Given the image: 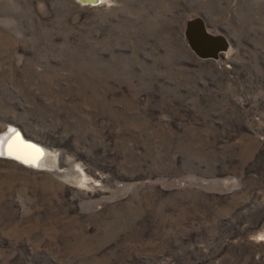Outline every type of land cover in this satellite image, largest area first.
I'll return each instance as SVG.
<instances>
[{"label":"rangeland","instance_id":"1","mask_svg":"<svg viewBox=\"0 0 264 264\" xmlns=\"http://www.w3.org/2000/svg\"><path fill=\"white\" fill-rule=\"evenodd\" d=\"M11 127L0 264H264V0H0Z\"/></svg>","mask_w":264,"mask_h":264},{"label":"bare ground","instance_id":"2","mask_svg":"<svg viewBox=\"0 0 264 264\" xmlns=\"http://www.w3.org/2000/svg\"><path fill=\"white\" fill-rule=\"evenodd\" d=\"M82 1L86 3L92 2L95 4L96 2H98V0H82ZM10 144H11V148H9ZM0 157H7L13 160L16 159L17 161L19 160L21 162L29 164L33 168H44V169L45 168L48 169L49 166L47 163L49 160H51L46 150L35 144H31L30 142L25 141V139L21 136L19 131L13 127H11L9 130L5 131L0 135ZM54 160L56 161V156L54 157ZM68 170L69 172H62V176L69 177L79 173L77 167L74 166L69 167Z\"/></svg>","mask_w":264,"mask_h":264},{"label":"snow or ice","instance_id":"3","mask_svg":"<svg viewBox=\"0 0 264 264\" xmlns=\"http://www.w3.org/2000/svg\"><path fill=\"white\" fill-rule=\"evenodd\" d=\"M9 148H11V144L9 145Z\"/></svg>","mask_w":264,"mask_h":264},{"label":"water","instance_id":"4","mask_svg":"<svg viewBox=\"0 0 264 264\" xmlns=\"http://www.w3.org/2000/svg\"><path fill=\"white\" fill-rule=\"evenodd\" d=\"M92 3V2H91Z\"/></svg>","mask_w":264,"mask_h":264}]
</instances>
